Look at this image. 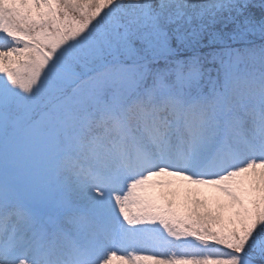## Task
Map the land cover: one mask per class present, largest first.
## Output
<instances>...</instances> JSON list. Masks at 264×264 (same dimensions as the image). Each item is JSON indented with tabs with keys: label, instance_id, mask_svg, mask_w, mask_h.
Instances as JSON below:
<instances>
[{
	"label": "snow or ice",
	"instance_id": "1",
	"mask_svg": "<svg viewBox=\"0 0 264 264\" xmlns=\"http://www.w3.org/2000/svg\"><path fill=\"white\" fill-rule=\"evenodd\" d=\"M257 260L264 0H0V264Z\"/></svg>",
	"mask_w": 264,
	"mask_h": 264
},
{
	"label": "rangeland",
	"instance_id": "2",
	"mask_svg": "<svg viewBox=\"0 0 264 264\" xmlns=\"http://www.w3.org/2000/svg\"><path fill=\"white\" fill-rule=\"evenodd\" d=\"M196 186H193V185H183L181 188H179V191H178V201H182L185 197V194H186V190L187 189H195ZM199 192L201 194L202 197H211L213 195H215V192H214V189L212 188H200L199 189Z\"/></svg>",
	"mask_w": 264,
	"mask_h": 264
},
{
	"label": "trees",
	"instance_id": "3",
	"mask_svg": "<svg viewBox=\"0 0 264 264\" xmlns=\"http://www.w3.org/2000/svg\"><path fill=\"white\" fill-rule=\"evenodd\" d=\"M254 2L256 3L257 9H258L259 8V2L257 0H254Z\"/></svg>",
	"mask_w": 264,
	"mask_h": 264
}]
</instances>
